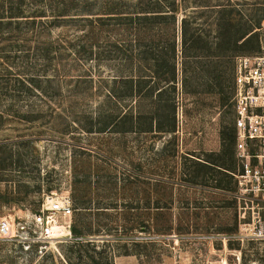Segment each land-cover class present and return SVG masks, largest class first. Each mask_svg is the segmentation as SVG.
Returning <instances> with one entry per match:
<instances>
[{
  "label": "rangeland",
  "instance_id": "rangeland-1",
  "mask_svg": "<svg viewBox=\"0 0 264 264\" xmlns=\"http://www.w3.org/2000/svg\"><path fill=\"white\" fill-rule=\"evenodd\" d=\"M154 1L0 0V214L19 225L47 194L69 192L84 230L80 243L0 240V264H264V241L234 237L248 218L235 179L218 187L223 174L198 164L235 129L230 64L215 70L204 57L181 74L182 27L201 29L211 46L202 52L214 55L218 16L246 34L238 56L264 54V0H160L176 2L165 23L176 26L179 73L176 91L162 83L150 98L147 87L169 76L155 61L173 29L149 32L128 16ZM142 50L152 52L144 66ZM132 75L146 98L125 96ZM157 116L164 129L176 118L177 130L145 131Z\"/></svg>",
  "mask_w": 264,
  "mask_h": 264
},
{
  "label": "built area",
  "instance_id": "built-area-1",
  "mask_svg": "<svg viewBox=\"0 0 264 264\" xmlns=\"http://www.w3.org/2000/svg\"><path fill=\"white\" fill-rule=\"evenodd\" d=\"M234 175L239 202L248 218L234 237L264 241V54L236 57ZM75 203L69 192H51L29 218L15 222L0 214V240L17 242L26 249L78 239L73 234Z\"/></svg>",
  "mask_w": 264,
  "mask_h": 264
},
{
  "label": "trees",
  "instance_id": "trees-1",
  "mask_svg": "<svg viewBox=\"0 0 264 264\" xmlns=\"http://www.w3.org/2000/svg\"><path fill=\"white\" fill-rule=\"evenodd\" d=\"M149 5L152 7H148V8L145 7L144 9H142L140 11H134L128 17L132 20V22H134L135 19L138 20V26L145 27V29L149 32L155 30L156 28L157 29H164V30H166V32H168V30L170 31V29H173V31L171 32V37H173V39L169 40L170 37L163 39V42L169 41L170 46L166 49L167 51H165L162 55H160V57H158L155 61L156 62L155 66L157 67V72H159L161 70V73L163 76L167 75V74H169V76H167V77L165 76L164 82H159L155 85H151V86L147 87L149 97L154 98V91L162 88L160 86L162 83H164L165 85L166 84L171 85L170 87L174 88L175 91L177 89L176 83H177L178 73H179L178 67H177V57H178L177 39H176L177 38V36H176L177 31H176V26L175 27L173 26L174 27L173 28L172 26H167V23H165L166 20H168V22H169V20H171V24L175 23L176 16H177V8H176V2L166 4L160 0H158V1L156 0L153 3H150ZM105 13L113 14V13H118V12H115L114 10H111L110 8H108V10H106ZM116 15L117 14L112 15V16H107V17L108 18L118 17ZM225 22H226L225 17L218 16L217 18H215L214 23H216V25H217L216 29L218 32H217V41L214 43V45H215L214 55L209 54V53L204 54V52H202V51H208L211 53V50H210L211 46L210 47L206 46V45H208L209 42L208 41L206 42V39L203 38L204 37L203 31L201 29L197 28V29H194L193 32L189 33L188 32L189 30H187V28L185 26L182 27V42H183L182 43V48H183L182 53L183 54H182L181 64H182V66H184V68H183L181 74L183 75V79L185 82V79L189 78V69L192 68L191 67V64H192L191 61L198 60V62H200V60H202L204 57H206L208 62L212 61V63L215 66V70L220 65L228 63V64H230L229 68L227 69V72L229 71L228 76L230 78L228 80H230L229 83H231L233 85V94H232V100H233L234 93H235V68H236L235 59L240 53L245 52L243 50V46L247 42L248 38H245V36H246L245 33L236 35V34L232 33L231 31H225L224 30ZM148 48H152L153 50L159 49L157 47H153L152 45L149 46ZM144 51H145V54H144ZM161 51H163V50H161ZM146 53H152V52L150 50H142L141 52H138L137 56H139V57L141 56V54H144L142 57H140V59H138V61H139L138 64L141 66L146 65V62H148V60L150 59V57ZM163 59H165V61ZM143 61H145V62H143ZM193 69H191V70L194 71ZM210 75H212V73ZM143 76L146 77L144 74H142V77ZM130 79H132V80H130L131 83H129V86H128V89L125 93V96L132 97V98L134 97L135 99L146 98L147 96L146 97L141 96V94L143 93V90L146 89L145 88L146 87L145 80L134 79L133 75ZM143 83H144V85H143ZM225 86H227V85H225ZM163 91L164 90H161L159 92V95H161ZM112 95L116 96L117 94L114 92V94H112ZM155 102H157V101H155ZM233 105H234V100H233ZM169 106H171L173 112L176 111V104L172 103V101H171V104H169ZM151 112H153V111H151ZM143 113L141 114V112H140L138 114L140 116H138L137 118L135 116H133V118L131 119L132 126L130 128H133L134 130L140 129L139 128V123H140L139 118H141V115H143ZM130 115H134L133 110L129 111L128 113L126 112V114L124 116H125V118H129ZM164 127L165 126L163 125V121L159 119V116H157V118H154L151 121L150 126L145 131H151V130L156 129V130L165 131V132H174L177 130L176 118L173 119V122H171L169 127L165 128V129H164ZM221 138H222L224 146H225V144H228V146H227L228 149L225 148L224 151L222 150L223 152L221 151L222 153L220 155H218L217 158H211L210 160H206L207 162H202L200 160V162L198 164L204 165L202 163H206L205 167L212 169L215 172L222 173L223 178H222L221 182H219L217 184V186L222 187V188H226V186H228V184L234 180V175L231 172H235L238 168V166H237L238 162H237V159L235 158V149H234V147H235V129H233L232 133H230V134H226L222 130ZM226 140H228V141L226 142ZM224 154L225 155L229 154V158H230L229 161L226 158L222 159V156ZM202 169L203 168L201 166H199V168L197 170H195L196 178H199L200 176H202V174H203ZM228 177L231 180L228 181L227 180ZM224 181H225V183H224ZM79 208H80L79 203L75 202V210H78ZM79 221L80 220L77 221L75 218L74 223H73V227H72L74 236L78 238L77 240L75 239L76 242H79L84 235V230L80 226V224L78 223ZM92 259H93V261H95V263L99 264V261L96 259L95 256H92Z\"/></svg>",
  "mask_w": 264,
  "mask_h": 264
}]
</instances>
